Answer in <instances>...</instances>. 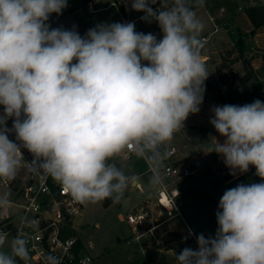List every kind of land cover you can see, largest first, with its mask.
<instances>
[{
  "label": "clouds",
  "instance_id": "obj_1",
  "mask_svg": "<svg viewBox=\"0 0 264 264\" xmlns=\"http://www.w3.org/2000/svg\"><path fill=\"white\" fill-rule=\"evenodd\" d=\"M203 3L159 0L154 8L158 0H131L141 20L158 23L157 39L135 22L99 23L83 36L75 25L52 28L50 16L68 0H0V181L16 178L26 149L28 169L50 176L75 202L118 203L137 177L112 161L130 151L152 162L150 186H162L166 146L204 99V25L194 11ZM211 111L209 123L224 139L208 153L220 155L230 175L252 166L264 181V102ZM10 196L0 192V220L9 216ZM215 216V234L197 235L198 247L184 248L175 264H264V182L227 189ZM21 224L14 237L0 228V264H32L27 229L37 222L22 217ZM42 264L62 260L50 252Z\"/></svg>",
  "mask_w": 264,
  "mask_h": 264
},
{
  "label": "rangeland",
  "instance_id": "obj_2",
  "mask_svg": "<svg viewBox=\"0 0 264 264\" xmlns=\"http://www.w3.org/2000/svg\"><path fill=\"white\" fill-rule=\"evenodd\" d=\"M71 1L73 4L79 2V0ZM204 1V4L209 9L212 21L204 8L196 11V15L204 25L201 33L208 32V34L203 35L204 48L201 53L209 72L207 80L214 86L223 89H226L230 85L246 89L249 84L240 83V77L244 74L245 58H250L255 72L260 79H264V30H256L253 35L246 37L245 56H242L237 51L235 40L239 38V30L245 31L252 26L246 14H244L245 18L241 17L240 21L236 23L230 10L231 3H237L239 5V8L236 9L238 15L239 12H243L244 6L264 3V0ZM143 15L144 13L140 17ZM95 16H101L103 23H126L125 16L114 5L100 10L95 15L90 14L85 6L79 7V10H74L73 12H68L65 8L59 16L52 14L48 23L52 28L62 26L65 29H71L75 25L76 30L83 36L88 29L97 25V20L94 19ZM140 17L135 22L136 31L153 33L157 36V39H161L162 32L157 27V22L148 23L141 20ZM211 31L213 32L210 33ZM205 55L209 57H205ZM238 57L239 59H237ZM221 64L225 68L218 72ZM223 81H225V84L222 83ZM204 99L207 100L205 113L209 119L213 115L211 111L212 107L218 106V104L212 95V91L205 90ZM201 110L200 108L199 113L195 115L198 122H202ZM7 126L9 128L12 127V125ZM206 131V129H202L201 133L197 132L198 137L202 138V140L206 138L209 134ZM178 132L176 134H179ZM112 162L116 163L125 173H127L128 167L137 171H144L141 180L147 183V189L145 192H141L138 187L130 185L124 193L123 200L118 203H112L109 206H106L107 200L99 203H87L84 219L87 220L88 225L87 223L85 225L88 227L83 231L82 237L85 241L89 242L91 240L93 243V252L97 254L95 256L96 264H148L144 262L139 250L126 243L125 239L131 234V228L125 220H119L118 214L119 211L124 214L127 213L135 202L154 194V188L149 184L153 172L149 170V165L145 159L138 156L125 158L121 155ZM201 167L196 174L190 175L176 183L181 195L176 197L175 201L182 212L188 228L180 223V228L185 229V231H174L179 232L180 235H170L167 238V246L164 250L156 251L149 249L148 257L152 258V263L150 264H175L176 249L180 251L186 247L196 249L198 247L195 241L197 235L203 233L207 237L215 234L218 227L215 213L218 209L219 200L222 197L221 191H226L227 187L221 182L218 174L212 169L210 164H205ZM253 175V179L245 182V184L264 182L261 181L260 177L255 175V171ZM237 184H241V182H236L234 186ZM184 196L186 199H184ZM1 223L2 227L4 222ZM190 230L194 233L192 236L189 235ZM123 234L128 235L119 242V238ZM184 237L188 238L185 240Z\"/></svg>",
  "mask_w": 264,
  "mask_h": 264
},
{
  "label": "built area",
  "instance_id": "obj_3",
  "mask_svg": "<svg viewBox=\"0 0 264 264\" xmlns=\"http://www.w3.org/2000/svg\"><path fill=\"white\" fill-rule=\"evenodd\" d=\"M113 4L117 7L122 5L129 14L131 0H114ZM86 6L89 11H94L92 1ZM125 22L131 21L126 18ZM167 150L170 155L159 168L162 186L157 188L155 207L146 205L136 208L123 218L131 228L126 243L139 250L148 264L152 263V258L148 257L149 249L164 250L167 246L165 236L176 231L168 227L170 222L178 220L187 227L175 201L179 195L176 183L194 174L196 168L177 158L175 147H167ZM22 152L25 166L18 171L16 178L8 183L0 181V192L10 191L12 201L9 216L0 220L4 222L2 230L14 237L18 228L23 227L22 217L37 222L34 230L27 229L31 233L32 264H42V256L50 252L60 256L62 264H96L91 243L82 237L86 204L75 202L50 176L30 171L27 161L31 162L32 154L26 149ZM132 155L135 154L129 151L122 156L129 158ZM148 163L153 172L152 162L148 160Z\"/></svg>",
  "mask_w": 264,
  "mask_h": 264
},
{
  "label": "crops",
  "instance_id": "obj_4",
  "mask_svg": "<svg viewBox=\"0 0 264 264\" xmlns=\"http://www.w3.org/2000/svg\"><path fill=\"white\" fill-rule=\"evenodd\" d=\"M91 1L93 2V4L95 6L97 5L96 8L94 6V11H89L87 9L86 4H84V5L80 6V7H84L85 6L86 9L92 15H95L100 10H104V9H106L108 7H112L114 5L113 4L114 0H108V1H106V0H91ZM78 3H76V4H78ZM70 5L68 4V6L66 8L68 12H70V11L73 12L74 10H79V7L73 9V8L70 7ZM72 5H74V4L72 3ZM119 6L120 7H118V8L122 12V14L125 16V19L128 18L131 22H136L137 19L143 14L142 12H136L134 10H131V6H130L129 14L127 15V13L125 12L123 6L122 5H119ZM153 7L155 8L157 6L153 5ZM202 8L205 9V11L208 13V15H209V17H210V19L212 21V17L210 15L209 9L207 8V6L205 4L200 6L197 9H195L194 11L196 12L199 9H202ZM244 14H246V13L245 12H239V14L235 17L236 23H238V21H240L241 17L245 18ZM133 15H134V17H133ZM94 19L97 20V24L103 23L101 16H97V17L95 16ZM250 24H251L252 27L249 28L248 30L242 31V33H247V32L251 31V29L253 28V24L251 23V21H250ZM157 27L159 28L158 23H157ZM262 29L264 30V26H261L257 30L259 31V30H262ZM212 32L213 31H211L210 33H212ZM205 34H208V32L200 34L201 39L203 38V35H205ZM250 39H252V38H250ZM205 57H209V56L205 55ZM206 103H207V100L203 99V102H202V104L200 106V108L202 109L201 110L202 111V122L201 121L200 122L197 121V119L195 117L196 114H190L189 117L187 118V120L184 122V128H182L180 130V132H178L179 134L175 133L172 141L167 145V147H169V148L170 147H175L176 148V156H177V158L181 159L182 161H185L187 164H191L193 167L196 168V172L194 174H196L198 172V170L202 168L201 167L202 165L210 164L212 169L214 171H216V173L218 174L221 182L225 185V187H227V189L235 187L234 185L238 181H240L241 183H244V184H245V182H249L254 177L253 174H254L255 168L252 167V166H250L249 171L247 173L239 174L237 176H232L228 180L222 179L221 175L216 170L215 162L213 161V157H212V153L213 152L208 153V149L215 144V142H216L215 138L219 142H223L224 138L221 137L219 135V133H217L215 128L209 123L210 118L208 119L207 118L208 115L205 113L206 107H207ZM0 114H3V106H0ZM7 125H12V120L11 119L8 120V124ZM202 129H206L207 130L206 133L207 134L209 133L206 138H203V140H202V138L198 137V133H197V132L201 133ZM199 130H201V131H199ZM9 139L15 140V135L11 134L9 136ZM218 156L223 161V158L220 155H218ZM130 157L131 158L132 157H136V155H132ZM144 159L147 162V164L149 165L148 160L146 158H144ZM223 163H224V161H223ZM128 168L129 169L127 170L126 174L127 175H134V176L137 177V182L135 184H133V186L138 187L141 192H145L146 189H147V183L145 181L141 180V177L144 174V171H137L136 169H133L131 167H128ZM149 170H150V166H149ZM228 170H229V168H228ZM194 174H192V175H194ZM156 191H157V188H154V190H153L154 194L153 195L147 196L146 198L142 199L141 201L138 200L137 202H135L133 204L132 208L128 212H131V211L135 210L136 208H140V207L146 206V205L150 206L151 208H154L155 205H156V202H155L156 201V196H157ZM221 192H222L221 194L223 195L225 191H221ZM179 195H181L180 191H179ZM184 199H186L185 196H184ZM122 200H123V198L120 201H122ZM112 203L113 202H112L111 199H107V205L106 206H109ZM85 211H86V209H85ZM84 214H85V212H84ZM125 214L121 213L119 211V214H118L119 220L124 221L123 218H124ZM84 216H83V221H84V223H87V225H88V222H87V220L84 219ZM175 221H176L175 223L170 222L168 224L169 225L168 227L170 229L176 230V231H185V229L180 228V225H179L180 223L183 224V222H180L178 220H175ZM87 225H84L85 229L88 227ZM127 235L128 234H123L120 238L118 237L119 238V242H120V240L122 238H126ZM89 243H91V245H92V253L94 254V252H93L94 245L91 242V240H89ZM94 255L96 256L97 254H94Z\"/></svg>",
  "mask_w": 264,
  "mask_h": 264
},
{
  "label": "trees",
  "instance_id": "obj_5",
  "mask_svg": "<svg viewBox=\"0 0 264 264\" xmlns=\"http://www.w3.org/2000/svg\"><path fill=\"white\" fill-rule=\"evenodd\" d=\"M89 1L91 0H79L78 4L72 5V1L68 0V4L69 5L71 4L70 7L75 9V8H78L86 4ZM154 6H159V0H158V5H154ZM199 7H200L199 5L195 6L194 10ZM237 8H239V5L237 3H234V2L231 3L230 10L232 12L233 18L237 16V13H238L236 11ZM242 11L246 13L249 20L253 24V29L248 33H242V31L239 30L240 32L239 38L235 40L237 51L242 56H245L246 37H248L249 35H253L257 29H259L261 26H264V3H256V4L244 6ZM237 59H239V57ZM224 68L225 66L221 64L218 69V72H220ZM243 68H244V74L240 77V83L249 84V86L246 89H241L238 86L234 87L231 85L228 86L226 89H223L221 87L219 88L217 86H214L209 80H206L204 82L206 86V90L212 91V95L215 101L217 102L218 106H223L226 104L242 106L245 104H250L257 99L264 102V79L259 78L254 68L252 67L250 58L244 59ZM222 83L225 84V81H223ZM212 157H213V161L215 162L216 170L221 175L222 179L224 180L230 179L232 175L229 174L228 168L225 166V164L223 163L221 158L218 156V154L213 152ZM106 204H107V201H106ZM1 225L2 223L0 222V227ZM172 234L180 235L179 232H172L165 236L166 240ZM176 251H177V254L180 253L179 249H176Z\"/></svg>",
  "mask_w": 264,
  "mask_h": 264
},
{
  "label": "water",
  "instance_id": "obj_6",
  "mask_svg": "<svg viewBox=\"0 0 264 264\" xmlns=\"http://www.w3.org/2000/svg\"><path fill=\"white\" fill-rule=\"evenodd\" d=\"M246 55H248V54H246Z\"/></svg>",
  "mask_w": 264,
  "mask_h": 264
}]
</instances>
